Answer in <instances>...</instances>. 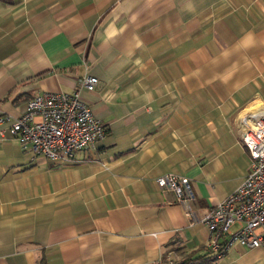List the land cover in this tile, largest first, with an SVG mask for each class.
I'll list each match as a JSON object with an SVG mask.
<instances>
[{
	"label": "crops",
	"instance_id": "0c3cea01",
	"mask_svg": "<svg viewBox=\"0 0 264 264\" xmlns=\"http://www.w3.org/2000/svg\"><path fill=\"white\" fill-rule=\"evenodd\" d=\"M62 92L106 137L52 163L0 125V264L214 256L201 220L250 172L241 117L264 114V0H0V116ZM210 264H264V251L233 245Z\"/></svg>",
	"mask_w": 264,
	"mask_h": 264
},
{
	"label": "built area",
	"instance_id": "2783aa9c",
	"mask_svg": "<svg viewBox=\"0 0 264 264\" xmlns=\"http://www.w3.org/2000/svg\"><path fill=\"white\" fill-rule=\"evenodd\" d=\"M95 77L80 81L82 88L94 91ZM11 123L9 132L25 153L52 163H74L79 152L94 149L106 137L103 123L79 95L43 93L28 101L18 119L0 116V125ZM239 136L249 151L250 172L243 183L201 220L210 231L209 251L222 258L233 245L264 251V114L249 112L240 119ZM174 174L163 182L174 191L181 204L193 199L184 195ZM158 264H165L159 262Z\"/></svg>",
	"mask_w": 264,
	"mask_h": 264
},
{
	"label": "trees",
	"instance_id": "16d2710c",
	"mask_svg": "<svg viewBox=\"0 0 264 264\" xmlns=\"http://www.w3.org/2000/svg\"><path fill=\"white\" fill-rule=\"evenodd\" d=\"M216 259L215 256H211L208 258H203V259H197L196 261L191 260V259H185L180 262H176L173 264H210Z\"/></svg>",
	"mask_w": 264,
	"mask_h": 264
}]
</instances>
